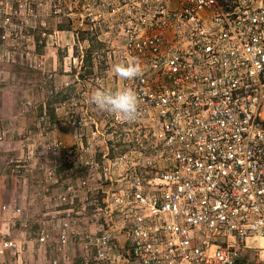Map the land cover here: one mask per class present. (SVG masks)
<instances>
[{
	"label": "built area",
	"instance_id": "1",
	"mask_svg": "<svg viewBox=\"0 0 264 264\" xmlns=\"http://www.w3.org/2000/svg\"><path fill=\"white\" fill-rule=\"evenodd\" d=\"M55 14L98 48L94 89H133L139 117L75 104L76 146L50 148V209L36 236L0 232V264H264V0H59ZM133 61L138 78L112 70ZM107 130L128 149L94 150Z\"/></svg>",
	"mask_w": 264,
	"mask_h": 264
},
{
	"label": "rangeland",
	"instance_id": "2",
	"mask_svg": "<svg viewBox=\"0 0 264 264\" xmlns=\"http://www.w3.org/2000/svg\"><path fill=\"white\" fill-rule=\"evenodd\" d=\"M58 1L0 0V232L9 228L16 237L36 236L44 211L50 209L44 198L53 190L46 172L59 162L50 148L55 142H62L65 148L76 146L75 104L89 103L95 90L93 80L105 71L104 62L92 69L96 46L75 45L66 17L55 14ZM81 46L90 53L83 64ZM83 89L88 91L86 95ZM90 107L91 103L81 112L85 114ZM92 109L97 114L96 107ZM86 132L89 129L81 134ZM107 133L102 142L93 143L97 152L106 143L112 147L110 141L117 139L112 131ZM90 196L79 205L88 206L82 217L89 232L90 210L98 208L91 202L96 194ZM4 206H9L7 211ZM15 208L24 210V215H13ZM27 258L33 263V257Z\"/></svg>",
	"mask_w": 264,
	"mask_h": 264
},
{
	"label": "clouds",
	"instance_id": "3",
	"mask_svg": "<svg viewBox=\"0 0 264 264\" xmlns=\"http://www.w3.org/2000/svg\"><path fill=\"white\" fill-rule=\"evenodd\" d=\"M112 70L123 80H133L143 72L138 61L116 64ZM89 103L98 111L111 114L124 122H134L139 117V99L131 88L111 90L98 87L91 92Z\"/></svg>",
	"mask_w": 264,
	"mask_h": 264
},
{
	"label": "trees",
	"instance_id": "4",
	"mask_svg": "<svg viewBox=\"0 0 264 264\" xmlns=\"http://www.w3.org/2000/svg\"><path fill=\"white\" fill-rule=\"evenodd\" d=\"M89 55H90V53H89ZM115 135H116V138H117V134H115ZM110 144H111V146H112L114 151H116L115 149H117L118 151L124 152V151H126L128 149L122 143V140H120L118 138L113 140V141H110ZM245 261H246V257L243 258L242 263H244Z\"/></svg>",
	"mask_w": 264,
	"mask_h": 264
}]
</instances>
